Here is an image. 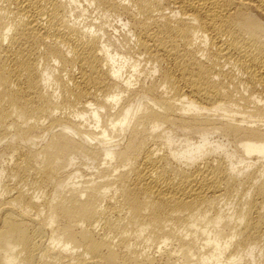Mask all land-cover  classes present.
<instances>
[{
    "label": "bare ground",
    "instance_id": "6f19581e",
    "mask_svg": "<svg viewBox=\"0 0 264 264\" xmlns=\"http://www.w3.org/2000/svg\"><path fill=\"white\" fill-rule=\"evenodd\" d=\"M0 264H264V0H0Z\"/></svg>",
    "mask_w": 264,
    "mask_h": 264
}]
</instances>
